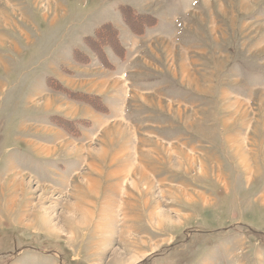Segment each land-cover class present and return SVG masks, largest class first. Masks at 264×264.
<instances>
[{"label": "rangeland", "instance_id": "rangeland-1", "mask_svg": "<svg viewBox=\"0 0 264 264\" xmlns=\"http://www.w3.org/2000/svg\"><path fill=\"white\" fill-rule=\"evenodd\" d=\"M0 264H264V0H0Z\"/></svg>", "mask_w": 264, "mask_h": 264}, {"label": "trees", "instance_id": "trees-1", "mask_svg": "<svg viewBox=\"0 0 264 264\" xmlns=\"http://www.w3.org/2000/svg\"><path fill=\"white\" fill-rule=\"evenodd\" d=\"M118 11L121 14L122 19H123L124 23L128 26V28L131 31H133L134 33H136L140 29V24H141L140 23V19L142 17L140 15L136 14L129 7H125L123 10H120V7H119ZM99 30L100 31L101 30H105L104 33H106V32L109 33L110 32L111 34H115V38H114V40L112 42L108 41V39H106V37H104V33H103V37H102V34H99L94 39L95 41H93V42H99V44H98L99 48H100L99 55L101 57H105V54L103 52V48L104 47H111L112 49L114 47V50L115 49L116 50H120V44H119L118 37H117L118 34H117V32L115 33V29L113 27H111L110 25H104ZM103 61H105V59H103Z\"/></svg>", "mask_w": 264, "mask_h": 264}, {"label": "crops", "instance_id": "crops-1", "mask_svg": "<svg viewBox=\"0 0 264 264\" xmlns=\"http://www.w3.org/2000/svg\"><path fill=\"white\" fill-rule=\"evenodd\" d=\"M118 13H119V11H118ZM120 14V13H119ZM22 228H24V227H22Z\"/></svg>", "mask_w": 264, "mask_h": 264}, {"label": "bare ground", "instance_id": "bare-ground-1", "mask_svg": "<svg viewBox=\"0 0 264 264\" xmlns=\"http://www.w3.org/2000/svg\"><path fill=\"white\" fill-rule=\"evenodd\" d=\"M142 177V176H141ZM134 186V185H133ZM137 188V187H136Z\"/></svg>", "mask_w": 264, "mask_h": 264}]
</instances>
